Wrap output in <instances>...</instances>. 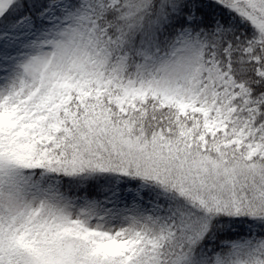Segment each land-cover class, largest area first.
<instances>
[{
    "label": "snow or ice",
    "instance_id": "snow-or-ice-1",
    "mask_svg": "<svg viewBox=\"0 0 264 264\" xmlns=\"http://www.w3.org/2000/svg\"><path fill=\"white\" fill-rule=\"evenodd\" d=\"M0 264H264V0H0Z\"/></svg>",
    "mask_w": 264,
    "mask_h": 264
}]
</instances>
